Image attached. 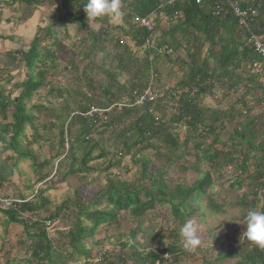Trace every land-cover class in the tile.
<instances>
[{
  "label": "trees",
  "instance_id": "obj_1",
  "mask_svg": "<svg viewBox=\"0 0 264 264\" xmlns=\"http://www.w3.org/2000/svg\"><path fill=\"white\" fill-rule=\"evenodd\" d=\"M86 2L0 0L16 3L21 16L35 12L39 18L20 94L0 97V125L14 167L28 161L42 183L52 176L53 160L65 159L70 168L61 179L92 172L104 177L88 199L77 188L55 206L44 190L28 200L23 192L30 184L14 198L21 203L0 205L7 222L22 229L16 240L11 232L1 237L0 264H179L191 257L201 264H264V249L243 236L247 211L264 210V75L252 70L260 57L249 33L229 10L217 15L214 2L195 0H121L120 18H98L93 28ZM238 2L257 9L250 30L260 35L264 0ZM149 15L151 31L139 24ZM65 42L71 52L66 62L59 56ZM151 79L161 98L133 105ZM90 107L111 109L88 116ZM96 134L107 135L111 155ZM32 145L47 146L51 154L41 160ZM108 155L103 169L91 164ZM125 158L137 167L132 180L112 171L121 170ZM173 169L196 177L172 183L167 173ZM216 181L237 192L226 204L238 208L242 236L214 257L198 259V248H183L181 228L197 213V200L219 209L211 194ZM147 215L161 216L162 224L143 227ZM125 221L133 226L125 229ZM107 227L117 239L111 249L103 244L109 237H97Z\"/></svg>",
  "mask_w": 264,
  "mask_h": 264
},
{
  "label": "rangeland",
  "instance_id": "obj_2",
  "mask_svg": "<svg viewBox=\"0 0 264 264\" xmlns=\"http://www.w3.org/2000/svg\"><path fill=\"white\" fill-rule=\"evenodd\" d=\"M162 24L164 22L162 21ZM89 25L93 28L98 27V23H95L94 20H89ZM71 32V31H70ZM72 33V32H71ZM61 52L59 53L60 58L64 62L67 61L69 57H71V52L68 50V46L66 42L61 45ZM100 78V76H99ZM57 86V85H56ZM220 96L221 93L217 92ZM56 103V102H55ZM57 104V103H56ZM260 132V131H259ZM105 139L107 135H104ZM259 137V136H257ZM95 140L98 142L100 149H105L112 154V147L110 146L109 141H105L104 138L98 137L97 134L94 136ZM32 148L39 153L41 156L40 159H47L48 155L51 153L48 151L47 146L37 148L36 145H32ZM97 154V152H95ZM94 153V154H95ZM110 155L107 156L104 160L93 161L91 164L103 169L108 160L110 159ZM191 160V158H189ZM62 159L59 163L58 160H53L51 167L49 169L52 171V176L43 181L42 183H37L35 177L31 174L30 164L28 161L19 163V171L22 172L21 177L16 173L15 178L16 182H13L10 185H6L5 188L0 189V196L2 197L5 194H8V199L16 198L18 192H22L25 189V186L32 185L31 189H26L27 192H23L26 194L27 199L29 200L30 195L34 193L36 190H44L45 193L43 196L47 197L53 204V206L60 204L66 197H71L73 194V190L79 189L80 194L83 198H90L96 191L98 187V182L102 183L104 180L103 174L97 176L98 173H90L84 176L77 175H67L65 179H61V176L65 174L70 168V160ZM186 162L185 164H188ZM123 168L121 170H117V168L112 169L113 172H121V176L124 179L132 180L135 172L137 171L136 165L131 162L130 158H125L122 161ZM205 168V167H204ZM100 172V171H96ZM196 174L193 172H182L176 169H173L171 172L167 173V178L170 179L172 183L178 180H184L186 183H190ZM228 175L226 176V178ZM98 180L96 181V179ZM26 179V181H24ZM28 180V182H27ZM33 181V183H32ZM24 182V183H23ZM220 181H216L211 190V194L215 203L221 205L219 209L209 208L206 204V199H200L195 202V207L198 208L197 213L189 220L191 221L197 228V235L200 237V243L197 246L199 253H197L196 258H200V256L210 259L215 256L216 251L221 248V250H226V245L228 242H235L236 239H239L242 236L241 226L238 221L239 218V210L236 207H231L226 204V201H232L236 196V191H232L233 189H226L219 186ZM228 190V191H227ZM166 212L168 210L164 209ZM0 239L1 237L8 236L10 232H18V236L21 234V227L16 224H9L5 217L0 216ZM223 219L219 224L213 226L216 221ZM172 220V218H170ZM161 216L147 215L145 216L143 227L149 226L151 223L153 227L157 228L162 224ZM65 223V222H64ZM129 221H125L123 227L126 229L128 227H132L133 224H128ZM222 225V226H221ZM20 228V231L17 229ZM100 234L97 235L98 238H104L106 235L107 239H103L104 247L111 249L115 247L116 237L115 229L113 227H107L106 229H100ZM9 232V233H8ZM144 233L139 232L138 239L141 241ZM12 237V234H10ZM216 238V240L214 239ZM1 243V241H0ZM197 251V249H196ZM235 261V259H228L224 262H220L218 264H231ZM179 264H201L200 261H195V259L189 258L182 260Z\"/></svg>",
  "mask_w": 264,
  "mask_h": 264
},
{
  "label": "crops",
  "instance_id": "obj_3",
  "mask_svg": "<svg viewBox=\"0 0 264 264\" xmlns=\"http://www.w3.org/2000/svg\"><path fill=\"white\" fill-rule=\"evenodd\" d=\"M18 7L16 3L0 5V97L8 96L11 99L20 94V86L26 79L25 52L30 47L39 26V18L35 12L26 18L21 16ZM44 92L45 90L42 91L43 95ZM1 129L0 125V182L1 189H4L6 185L16 182V173L21 177L22 172H18L19 169L14 167L16 158L11 151L9 138ZM259 133L260 137H264L262 129ZM17 230L20 231V228ZM11 234L10 238L18 239V232L11 231Z\"/></svg>",
  "mask_w": 264,
  "mask_h": 264
},
{
  "label": "built area",
  "instance_id": "obj_4",
  "mask_svg": "<svg viewBox=\"0 0 264 264\" xmlns=\"http://www.w3.org/2000/svg\"><path fill=\"white\" fill-rule=\"evenodd\" d=\"M176 1H182V0H169L168 3H173ZM204 2H214L216 4L214 13L217 15L219 14L225 15V13H227L226 11L229 10L236 16L240 27L249 33L248 41L253 45L255 51L260 57L259 60L254 61L252 63V70L257 74L264 75V26L262 27L261 30L262 33L260 35L250 30V25L253 23L255 16L258 14L257 9L251 6L242 7L239 4L238 0H195L196 4H201ZM139 24L147 31H151L154 26V15H149L147 17L141 18L139 20ZM146 44H149V42L146 41ZM168 51L170 52L171 49ZM150 60H152V57H150ZM151 86H152V79L150 80L149 86L134 98L133 105H143L145 103H152L158 101L161 98V94L154 92L151 89ZM114 105L121 106V104H114ZM130 105L131 104L127 106ZM110 109L111 107L108 109H99L96 107H90L86 112V115L88 116L97 115V114L103 115V113L108 112ZM21 202L22 201L19 199H8V198L0 197V205L4 208H8L10 206H13L15 203H21ZM49 225L50 222H47L46 226Z\"/></svg>",
  "mask_w": 264,
  "mask_h": 264
},
{
  "label": "clouds",
  "instance_id": "obj_5",
  "mask_svg": "<svg viewBox=\"0 0 264 264\" xmlns=\"http://www.w3.org/2000/svg\"><path fill=\"white\" fill-rule=\"evenodd\" d=\"M84 11L88 20L111 16L119 19L121 16V0H87L84 3ZM223 219L216 221L219 224ZM243 236L254 246L264 249V210H249L243 217ZM222 226V225H221ZM183 248L194 251L200 243L197 228L191 222H186L181 228Z\"/></svg>",
  "mask_w": 264,
  "mask_h": 264
}]
</instances>
